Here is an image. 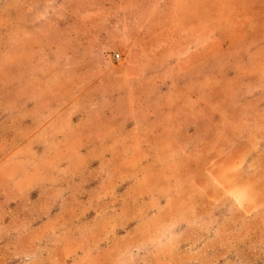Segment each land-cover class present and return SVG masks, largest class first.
<instances>
[{
    "label": "rangeland",
    "instance_id": "1",
    "mask_svg": "<svg viewBox=\"0 0 264 264\" xmlns=\"http://www.w3.org/2000/svg\"><path fill=\"white\" fill-rule=\"evenodd\" d=\"M240 141L264 168V0H0V264H264L212 201Z\"/></svg>",
    "mask_w": 264,
    "mask_h": 264
},
{
    "label": "crops",
    "instance_id": "2",
    "mask_svg": "<svg viewBox=\"0 0 264 264\" xmlns=\"http://www.w3.org/2000/svg\"><path fill=\"white\" fill-rule=\"evenodd\" d=\"M53 100L54 104H49L51 110L48 111L49 115L43 116L44 113L41 110L34 111V117L28 122L27 138L31 140H46L48 138H58V134L62 132L63 125L66 120H62L63 115L66 114L65 104H62V94L55 93ZM33 107H31L32 109ZM54 108V110H53ZM54 112L53 115L51 113ZM38 114V115H37ZM60 131V132H59ZM248 144L244 141L237 142L232 148L220 155L207 169V173L214 180V172L218 169H226L227 161L230 157H235L232 161L231 171L238 180L247 179L249 185L245 189L242 186L234 185L230 189L225 186L223 179L219 180V191L221 196L212 200L213 203H222V195L227 194L233 195L234 201L241 206V208L247 213L252 214L251 216H258L255 214L260 208L264 209V168L261 166L259 157L253 155L247 150V155L242 153L244 147ZM262 205V206H260ZM257 209V210H256ZM256 210V211H255ZM259 212V211H258ZM250 216V215H249Z\"/></svg>",
    "mask_w": 264,
    "mask_h": 264
},
{
    "label": "built area",
    "instance_id": "3",
    "mask_svg": "<svg viewBox=\"0 0 264 264\" xmlns=\"http://www.w3.org/2000/svg\"><path fill=\"white\" fill-rule=\"evenodd\" d=\"M113 57H114V59H115L116 61H118V60H120V59H121V57H120V54H119V53H114V54H113Z\"/></svg>",
    "mask_w": 264,
    "mask_h": 264
}]
</instances>
